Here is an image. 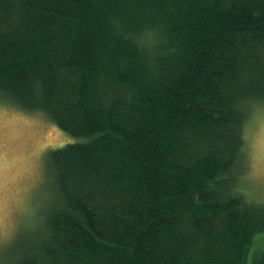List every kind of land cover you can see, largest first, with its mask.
Masks as SVG:
<instances>
[{"label":"trees","instance_id":"obj_1","mask_svg":"<svg viewBox=\"0 0 264 264\" xmlns=\"http://www.w3.org/2000/svg\"><path fill=\"white\" fill-rule=\"evenodd\" d=\"M0 94L83 137L9 264H264V203L232 190L264 0H0Z\"/></svg>","mask_w":264,"mask_h":264},{"label":"rangeland","instance_id":"obj_2","mask_svg":"<svg viewBox=\"0 0 264 264\" xmlns=\"http://www.w3.org/2000/svg\"><path fill=\"white\" fill-rule=\"evenodd\" d=\"M247 109L243 163L239 160L244 172L232 190L264 203V100L250 101ZM81 139L59 128L43 110L22 108L0 94V264L19 255L25 239L42 231L59 203L48 151ZM261 248L264 230L253 235L247 261Z\"/></svg>","mask_w":264,"mask_h":264}]
</instances>
